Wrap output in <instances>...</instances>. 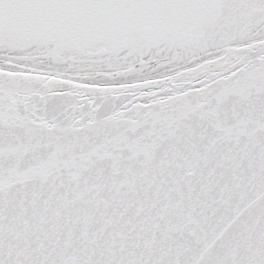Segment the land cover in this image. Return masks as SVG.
<instances>
[{
    "label": "snow or ice",
    "instance_id": "6c2138e0",
    "mask_svg": "<svg viewBox=\"0 0 264 264\" xmlns=\"http://www.w3.org/2000/svg\"><path fill=\"white\" fill-rule=\"evenodd\" d=\"M0 264H264V0H0Z\"/></svg>",
    "mask_w": 264,
    "mask_h": 264
}]
</instances>
